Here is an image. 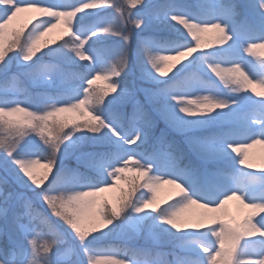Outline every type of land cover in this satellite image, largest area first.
<instances>
[{"label":"snow or ice","instance_id":"6c2138e0","mask_svg":"<svg viewBox=\"0 0 264 264\" xmlns=\"http://www.w3.org/2000/svg\"><path fill=\"white\" fill-rule=\"evenodd\" d=\"M257 49L264 0H0V264H264ZM21 77L38 91L16 99ZM153 114L183 146L150 137ZM162 184L176 192L157 202ZM233 200L240 220L222 218ZM191 205L207 211L181 217Z\"/></svg>","mask_w":264,"mask_h":264},{"label":"rangeland","instance_id":"374dc122","mask_svg":"<svg viewBox=\"0 0 264 264\" xmlns=\"http://www.w3.org/2000/svg\"><path fill=\"white\" fill-rule=\"evenodd\" d=\"M35 15V12L32 11V10H28V11H23L21 13H19L17 15V17L9 23V25L7 26L6 28V33L7 32H10L11 30L14 29V27L17 26L18 23H22L24 21H29L33 16ZM61 35V32H60V29L57 28V29H52L46 36L47 39H51V40H55L57 38V36ZM208 36L207 34L203 37V39H207ZM257 52L258 53H264V49H257ZM47 59V58H46ZM169 64L171 63H174L173 61H169L168 62ZM13 72L16 71V67H15V62H13V68H12ZM165 71L168 72V68L166 67L165 68ZM138 76H139V72L136 68V65H135V59L133 58V64H132V67L128 73V75L125 77V80L128 82V83H132V82H137L138 83ZM21 81L22 83L19 84V91H18V94L13 97V98H16V99H25L29 94H34L36 91H38V89L33 86L32 84H30L27 80H25L23 77H21ZM97 84H103V80H98L96 81ZM146 87H150V86H147L145 85ZM151 87H153L151 85ZM221 87H223V85L221 84ZM250 88H255V91L256 92H264V88L260 87L259 85L257 84H253V85H250ZM254 95V93H253ZM136 100H139V102L141 104H144L146 107H149L147 105V102L145 101V98H144V95L142 93H138L136 98ZM134 100H128L125 102V106H129L131 108V110L133 111V104H134ZM150 110V108H149ZM125 111V109H124ZM21 114H14L13 116L9 117L11 119H17L20 117ZM64 114H61V116H63ZM154 115V114H153ZM154 120H155V123H154V127L150 130V137L151 138H156V137H159L161 135V133H163V131L161 130V128H159L158 125H161L160 121L161 120L160 118L158 117H155L154 115ZM169 140L171 141H175L179 144H182L183 142V136L180 134V133H177L176 131L173 130L172 132V137H168ZM247 152H248V156H249V161L255 165V168L252 169V171H257L259 172L261 169H264V149L260 148V147H257L253 150H249L247 149ZM75 161L70 159V160H67L65 161V163L68 165H71L73 166ZM36 171L37 173L39 174V172L42 171V169L40 168V166H37L36 168ZM129 174H135L134 172H125L124 175H129ZM124 182L123 181H118L117 182V185L118 187L116 189H113L111 192L109 193H105L104 195L108 196L109 199H113L115 195L118 194L119 192V188L120 187H123L124 186ZM160 187L162 189H165V191H168L170 190L168 193L170 194H167L166 197H159L158 194L156 193V196H157V201L158 202H162V201H166L169 199V197H172L174 196L175 193L174 192V187L171 186V185H168V184H163V185H160ZM114 202V200H113ZM231 204H235V208L238 209V202L237 201H230V202H227L224 206V211H226L228 213V215L225 217V219H235V220H240L242 218V216L244 215V213L246 211H248L247 209H244V211H242V209L239 208L238 211H234L230 205ZM191 210L188 208L184 209L180 215L181 217L183 218H186V219H191L193 221H195L196 219L199 218L198 214L197 213V208L196 207H190ZM196 208V209H195ZM246 210V211H245ZM187 213H190L192 214L191 215H188ZM224 218V217H223ZM2 239L3 238H0V242H2ZM103 243L106 245V246H115V247H119L120 245L124 246L126 244V240L117 235V234H113L112 236L108 237L107 239H105L103 241ZM139 243H143V238H141L139 240ZM160 251H163V252H168L169 251V248L167 246H164L160 249ZM170 259V257H167Z\"/></svg>","mask_w":264,"mask_h":264},{"label":"bare ground","instance_id":"6f19581e","mask_svg":"<svg viewBox=\"0 0 264 264\" xmlns=\"http://www.w3.org/2000/svg\"><path fill=\"white\" fill-rule=\"evenodd\" d=\"M256 146L257 147H260V148H262V149H264V144H260V143H258V144H255V145H252L251 147H249L248 149L251 151V150H253V149H255L256 148ZM163 185V184H162ZM170 190H168V191H165V189H162L160 186L157 188V190H156V193L158 194V196L159 197H166L167 196V194H170V193H168ZM176 192V189L174 188V192L173 193H175ZM230 202V201H229ZM196 207L198 210H197V213H199L198 214V216H200V214L201 213H205L207 210L206 209H202V208H200L198 205H191V206H189L188 208L191 210V208L190 207ZM235 204H231L230 205V207L234 210V211H238L239 210V208L238 209H236L235 208ZM187 208V209H188ZM195 208V209H196ZM242 211H244V209H242ZM246 211V210H245ZM188 215H191L192 216V214H190V213H187ZM226 216H224V218H225ZM223 218V217H222Z\"/></svg>","mask_w":264,"mask_h":264},{"label":"trees","instance_id":"16d2710c","mask_svg":"<svg viewBox=\"0 0 264 264\" xmlns=\"http://www.w3.org/2000/svg\"><path fill=\"white\" fill-rule=\"evenodd\" d=\"M27 22H28V21H24V22H22V23H18L17 26L14 27V29H19L21 26L27 24ZM26 30H27V29H25V31H26ZM217 82H218V81H217ZM147 86H150V87H151V85H147ZM124 109H125V111H126L128 114H131V113H132V110H131V108H130L129 106L124 107ZM60 115H61V114H60ZM159 121H160L161 125H158V126H159V128H161V130H162L163 133L167 136V138H168V137H172V132H173V130L170 129V128H168V127L166 126L165 122H164L162 119L159 120ZM73 164H74L73 166H71V165H68V166H69V167H75V166H76L75 162H74ZM133 175H135V174H129V175H126V176H133ZM123 187L126 188V184H124ZM157 202H158V201H157ZM119 247H123V246L120 245Z\"/></svg>","mask_w":264,"mask_h":264}]
</instances>
